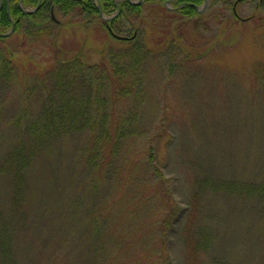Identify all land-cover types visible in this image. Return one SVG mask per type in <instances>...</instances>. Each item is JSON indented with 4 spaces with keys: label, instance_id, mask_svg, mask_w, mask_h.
<instances>
[{
    "label": "rangeland",
    "instance_id": "obj_1",
    "mask_svg": "<svg viewBox=\"0 0 264 264\" xmlns=\"http://www.w3.org/2000/svg\"><path fill=\"white\" fill-rule=\"evenodd\" d=\"M112 1L121 5L125 0ZM141 7L142 16L124 15L112 32L98 16L64 15L54 9L59 29L34 21L40 33L30 35V25L22 34H10L6 48L14 53V91L4 99L6 104L18 101L37 78L31 74L29 79L22 71L47 67L50 41H56L64 54L81 53L91 64L100 61V50L114 45L115 36L136 37L151 50L156 40V48L165 51L156 56L149 52L140 66L130 64L139 71L130 74L137 86L128 96L115 93L107 101V113L124 117L132 110L138 117L119 146L120 168L130 159L134 170L130 174L128 170L121 183L119 175L126 170L109 172L98 203L89 204V195L70 191L58 199L44 195L43 204L35 205L34 197L26 201L31 191L25 197V217L10 213V199L0 195L7 213L3 215L12 218V224L1 228L5 236H0V264H161L154 246L158 237L152 234L159 218L158 203L150 194L153 165L163 175L178 211L166 240L169 264H264V200L239 192L240 183L264 179V76H253L257 67L264 72V0H206L205 6L203 2L197 8L201 16L192 20L195 29L189 25L182 33L180 44L188 49L189 41L195 43L188 62L183 61L184 49L173 44L168 49L162 40L166 29L159 27L163 24L159 5L143 0ZM163 7L172 10L171 4ZM23 9L34 12L38 7ZM37 37L45 39L31 41ZM4 148L0 144V151ZM148 152L154 157L148 158ZM199 179L208 189L198 216L200 232L210 239L205 238L204 248L195 253L187 228L196 218L191 208L199 206ZM222 182L230 190L225 192ZM55 205L66 209L51 216V222ZM40 208L49 210L42 213ZM86 225L93 235L84 238L95 243L88 249L82 242Z\"/></svg>",
    "mask_w": 264,
    "mask_h": 264
},
{
    "label": "trees",
    "instance_id": "obj_2",
    "mask_svg": "<svg viewBox=\"0 0 264 264\" xmlns=\"http://www.w3.org/2000/svg\"><path fill=\"white\" fill-rule=\"evenodd\" d=\"M146 1L156 2L163 14V24L159 27L166 29L162 32L165 45H168V49L172 44L180 51L184 49L186 58L183 61H190L195 43L189 41L190 46L187 49L180 44V41L182 33L188 29L189 25H192L191 30L195 29L196 22L192 20H198L201 16L197 8L203 4V0H171V11L163 7L169 0ZM0 2V109L5 107L10 109L4 112L0 110L2 113H0V144L6 145V148L0 151V195H7L10 199V213H16L17 216L22 217L28 215L24 204L29 198H35L32 202L35 205H42L43 196L47 194L58 199L62 198L61 193L71 191L73 195L86 197L89 195V204L98 203L99 191L109 180V172L114 173L115 169L118 173L126 170L120 173L119 182L125 178L128 170L130 174L135 168V163L130 162V159L120 168L119 160L123 156H120L119 146L123 138L132 133V127L138 117L132 110L129 116L124 117L113 114L112 111L107 113V101L114 99V96H110L115 93H118L120 97H124L121 94L128 96L137 86L134 80L130 79V74L139 72L136 66L142 65L149 52L152 56H156L165 50L156 48V40L151 50L136 37L115 36L114 45H110L107 50H100L98 53L100 61L91 64L81 53L64 54L57 48L56 41L55 43L50 41L51 55L44 60L47 62V67L39 65L37 68L34 66L22 71V74L25 77L29 76L27 77L29 79L31 74L37 75V78L20 94L18 101L6 104L4 99L6 100L7 95L14 91L12 61L14 53L7 50V42L25 26L31 25L30 35L40 33V29L35 31L34 26L37 23L34 21H38L42 26L48 25L53 29H59L62 25L51 19L54 9L64 15L74 12L78 16L87 14L98 17L99 11L93 0H41L40 5L39 0H22L21 6L19 0H0ZM97 2L103 17L115 15L117 7L112 0H97ZM23 6L38 7V9L32 13H26ZM118 6L119 13L113 20L104 22L99 17L109 32L113 31V27L118 25L124 15H134L136 18L142 16L141 5H131L125 0ZM235 20L236 15L233 12L232 21ZM12 24H14L13 36L3 37L7 34V30H11ZM40 39L45 38L37 37L31 41L37 42ZM201 56L203 55L197 58ZM130 64L136 66L133 68L129 66ZM131 68L135 72L131 71ZM255 70L253 72L255 79L264 76V72L261 73L260 69ZM107 89L110 90L109 94ZM135 96L136 93H134ZM4 103L5 105L2 106ZM147 156L154 157L151 152H148ZM54 160L56 163H53ZM152 168L155 169V172L153 171L155 182L151 184L150 194L151 199L158 203L159 216L154 225L156 232L152 231V234L158 237L154 246L160 256L158 259L161 264H169L166 240L170 223L175 221L178 211L172 200L170 188L165 184L159 168L154 165ZM79 178L82 180L84 178L83 184L77 181ZM202 182H198L199 190L196 192L199 206L191 208L195 210L196 218L187 228V235L194 246L195 253L204 248L201 242L206 243L205 238L210 239L200 232L198 218L204 209L203 197L208 192V189L202 186ZM204 182L212 191L209 181ZM222 183L225 192L230 190L229 184ZM74 185L76 189L73 188ZM31 191L33 193L29 194ZM239 192L245 196L264 200V179L259 183H240ZM79 204L81 206L82 202ZM55 206L57 208L51 210L53 212L49 219L51 222V216L62 214L66 209L65 205ZM40 210L45 213L49 209L40 208ZM3 214L7 215L3 213L0 205V236H5L2 233L4 229L1 228L12 224V218L5 217ZM94 218L95 216L91 219ZM96 221L98 225V220ZM82 233V242H85L86 248L92 247L95 244L94 240L84 238V234L92 233L93 235L91 226L86 225Z\"/></svg>",
    "mask_w": 264,
    "mask_h": 264
},
{
    "label": "water",
    "instance_id": "obj_3",
    "mask_svg": "<svg viewBox=\"0 0 264 264\" xmlns=\"http://www.w3.org/2000/svg\"><path fill=\"white\" fill-rule=\"evenodd\" d=\"M95 1H97V0H95ZM130 4H132V5H135V6H139V5H142V3H143V0H139L137 3H132L130 0H127ZM204 1V6L206 5V0H203ZM239 1H242V0H239ZM21 2H22V0H20V4H21ZM168 4H170L171 3V0H169L168 2H167ZM237 4V3H236ZM39 5H40V0H39ZM39 5H38V7H39ZM117 7V13H116V15H114V17H112V18H109V19H103V17H102V14H101V9H100V6L98 5V7H97V9H98V11H99V16H100V18L101 19H103L105 22H109V21H111V20H113L117 15H118V13H119V6H116ZM0 9H1V2H0ZM51 19L53 20V21H55V19H54V17H53V14L51 15ZM13 28H14V24H12V27H11V30H10V32L8 33V34H6V35H3V37H8L12 32H13Z\"/></svg>",
    "mask_w": 264,
    "mask_h": 264
}]
</instances>
